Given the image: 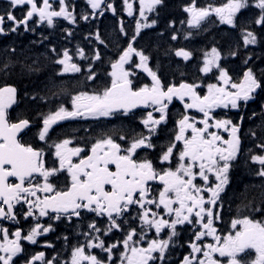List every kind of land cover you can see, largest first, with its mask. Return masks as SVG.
<instances>
[{
	"label": "snow or ice",
	"instance_id": "1",
	"mask_svg": "<svg viewBox=\"0 0 264 264\" xmlns=\"http://www.w3.org/2000/svg\"><path fill=\"white\" fill-rule=\"evenodd\" d=\"M170 6L0 0V264H264V0Z\"/></svg>",
	"mask_w": 264,
	"mask_h": 264
},
{
	"label": "trees",
	"instance_id": "2",
	"mask_svg": "<svg viewBox=\"0 0 264 264\" xmlns=\"http://www.w3.org/2000/svg\"><path fill=\"white\" fill-rule=\"evenodd\" d=\"M74 2L77 5H80V7L77 9L78 12H82L84 11V7H83V0H74ZM216 2H219V0H216ZM181 3V0H170V8H169V12L172 13L173 15H175L176 17H180V13L178 11V5ZM179 26V25H178ZM62 27H69L68 25L64 24V23H57V30H56V35H59V29ZM103 28H105L106 30H108L109 32L111 31L112 28V20L111 19H107L104 21V24L102 26ZM70 28V27H69ZM86 31V29H84ZM81 32H77L76 34V39L72 42L73 44L78 43L80 41L81 38ZM211 33H205L202 35H195L193 39H191L190 41H185L182 38L179 40V43L182 46H186V47H201L203 46L205 43H207L208 38L210 37ZM20 40H22L25 44H27V40L24 39L23 37L20 38ZM19 43V41H16L15 39L13 41H8L5 40L3 37H0V47H3L6 44L9 43ZM71 46V45H69ZM6 78H0V85H3L5 82ZM63 83L71 90L74 89L76 87H78V82L77 79L73 76H68L64 79ZM25 111H31V109L28 108V106H21V107H16L15 111H13V115H20L22 113H24ZM119 123V122H117ZM67 129L61 128V126H58L55 128V130L52 133V138L55 139L57 136L61 135L63 131H65ZM250 177L248 176V174L242 173L241 176L238 178L237 183H240V181H243L244 183H247L249 181ZM240 201H237L236 203H234L232 205V211L230 213H228V217H231L232 215L235 214L236 211V204L239 203Z\"/></svg>",
	"mask_w": 264,
	"mask_h": 264
}]
</instances>
